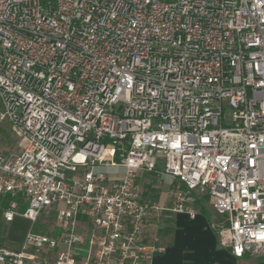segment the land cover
I'll list each match as a JSON object with an SVG mask.
<instances>
[{
  "label": "built area",
  "instance_id": "2783aa9c",
  "mask_svg": "<svg viewBox=\"0 0 264 264\" xmlns=\"http://www.w3.org/2000/svg\"><path fill=\"white\" fill-rule=\"evenodd\" d=\"M5 123L24 144L0 152L6 221L48 209L60 232L31 226L0 264H149L167 209L139 172L172 179V213L208 198L264 264V0H0Z\"/></svg>",
  "mask_w": 264,
  "mask_h": 264
},
{
  "label": "crops",
  "instance_id": "0c3cea01",
  "mask_svg": "<svg viewBox=\"0 0 264 264\" xmlns=\"http://www.w3.org/2000/svg\"><path fill=\"white\" fill-rule=\"evenodd\" d=\"M144 176L150 177L148 182L151 184V190L141 185L143 197L167 209L153 219L146 229L145 242L157 244L165 249L164 252L155 254L149 264H248L249 260L254 259H237L232 255L231 248L223 241L222 234L227 219L213 210L208 198L197 202L196 215L193 218L188 214L172 213L169 211L172 207L169 194L172 179L159 177L155 173L141 172L138 182L140 177ZM11 200L9 196L0 197V245L19 250L29 229L21 236L13 231L18 226L17 220H28L19 214L12 222L6 221L4 212ZM15 200L19 213H23L27 207L26 200L23 197Z\"/></svg>",
  "mask_w": 264,
  "mask_h": 264
},
{
  "label": "rangeland",
  "instance_id": "374dc122",
  "mask_svg": "<svg viewBox=\"0 0 264 264\" xmlns=\"http://www.w3.org/2000/svg\"><path fill=\"white\" fill-rule=\"evenodd\" d=\"M23 146L24 144L22 143V139L18 137L17 133L15 132V130L9 123L0 125V152L7 151L11 153H20L23 149ZM121 173H123L122 170L120 174ZM140 173L141 172H139L138 175ZM149 179H150L149 176L140 177L139 184L141 183L140 186L144 185L145 187L149 188V191H150L151 184L148 182ZM154 190L158 191L157 189H154ZM209 203H211V201H209ZM47 210L42 213L40 220L34 225L31 222L26 221V220H17L16 223L18 226L13 231V233H17L19 236H21L27 229L33 226L35 229L40 230L43 234H54V235L59 234L60 226L57 220V214L56 212H51L47 214ZM60 250L62 251L67 250V246L63 244L60 247ZM260 261L262 260L251 259L248 261V264H257V262H260Z\"/></svg>",
  "mask_w": 264,
  "mask_h": 264
}]
</instances>
